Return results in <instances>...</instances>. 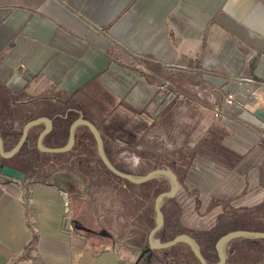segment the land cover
<instances>
[{
    "label": "crops",
    "instance_id": "0c3cea01",
    "mask_svg": "<svg viewBox=\"0 0 264 264\" xmlns=\"http://www.w3.org/2000/svg\"><path fill=\"white\" fill-rule=\"evenodd\" d=\"M163 86L174 98L157 120H149L142 109ZM228 102L231 112L214 118L216 107ZM18 109L26 110V117ZM260 110L264 0H0L3 148L10 144L12 149L23 125L38 118L51 123L40 143L45 149L63 148L74 120L95 129L99 121L96 130L110 165L114 158L139 164L132 153L153 141L155 163L185 160L188 166L178 171L187 183L184 190L195 187L205 196L194 205L177 204L181 234L196 245L190 229L208 232L221 208L234 210L246 201L254 205L264 194V122L254 115ZM44 128L42 121L30 128L27 143L10 158L26 162L25 171L7 166L23 179L0 175V264H133L155 225L150 212L155 216L156 196L151 210L141 191L147 182L133 185L140 189L133 194L125 184L118 186L129 194L124 198L129 212L106 209L109 193L102 190L100 165L82 164L77 156L84 130L74 129L69 152L48 154L35 148ZM248 193L254 197L245 200ZM160 208L162 216L169 211L164 201ZM156 233L152 238L164 243ZM235 241L255 240L226 243L224 264L236 251L243 252L244 264L254 252L264 258V247L233 246ZM177 245L184 244L154 252L158 259L148 264H177L170 252ZM200 254L205 264L216 258L208 250Z\"/></svg>",
    "mask_w": 264,
    "mask_h": 264
},
{
    "label": "rangeland",
    "instance_id": "374dc122",
    "mask_svg": "<svg viewBox=\"0 0 264 264\" xmlns=\"http://www.w3.org/2000/svg\"><path fill=\"white\" fill-rule=\"evenodd\" d=\"M16 113L23 117H26V114L24 113V111L26 112V110L24 109H18L15 110ZM10 112V110H9ZM4 114V117H7V111ZM24 117V118H25ZM26 120V118H25ZM95 121V120H94ZM136 121H133L131 125L135 124ZM98 123L96 121L97 124V128L98 129ZM101 123H99L100 126ZM137 124V122H136ZM136 128H133L131 126V128L133 129H137L139 127V125H135ZM79 130H84L83 131V135L85 137H79L77 144H76V149L78 147V151L79 154L82 156V164L84 163H96V165H100V162L98 161L96 152L94 150V141H93V137L91 136L90 132L88 131L87 128L85 127H79ZM8 133V132H7ZM86 140V141H85ZM83 145V146H82ZM88 146V148L90 147L89 152H85V147L84 146ZM135 145V144H133ZM144 149L143 151H141V153H132L131 157H134L135 160H139V164L133 165V164H124V162L121 159H115L113 160L112 165L113 167H115L116 169H118L119 171L127 174V175H131L133 177H142L144 176L145 173L152 171V170H158V169H164L169 171L172 176H174L178 182V189H177V193L174 196V198L167 200L164 199V209L166 207V209H168L169 211H172L175 213L170 216L171 218L169 219L170 222H174V224L177 225L178 228H180L181 230L185 231L184 229H182L181 224L179 223V221H177V219H179V215H180V208L177 206V204L179 203H193V205L197 202V201H204L205 200V196L198 194V192H200L197 188L195 187H191V189L189 191L184 190L185 186H186V180L183 178L178 177V175L181 173V171H183V169H186V167L188 166V163L184 160L181 163H175V164H170V163H166V162H162V163H155V160L157 161V159L155 158L156 154V149L158 148L157 144L154 143L153 141H149V142H145L143 145ZM157 147V148H156ZM11 148V145H5L3 148V152L7 153L9 151V149ZM88 150V149H87ZM114 157H116V154H114ZM189 155L185 158L188 159ZM14 159V158H13ZM19 160V158H17ZM162 159H166L164 156L162 157ZM16 159L14 160H10V161H4L0 159V165L1 166H15V167H19L20 169L23 168V171L27 170L26 167V162L21 159V162H15ZM78 161V159H77ZM146 161H153V163L155 164H150V163H146ZM63 163V160L61 161ZM168 162V161H167ZM22 167H21V165ZM25 167V168H24ZM100 168L102 170V172L104 173L105 177L101 178L100 180H102L101 185H102V190L108 191L109 195H107L105 197V208L106 209H110L112 211L115 212V210H117V212H129L130 210V205L128 203L124 202V198L129 195V194H124L123 192H121L123 189L119 188L118 186H121V184H125V188L128 191V193H135L137 190L140 191L139 188H135L132 184H127L123 181H121L120 179H117L113 176H111L110 174L107 173V171L103 168L102 165H100ZM15 170V169H14ZM180 171V173L178 172ZM77 172L80 173V175H86V171L83 170H78ZM174 174V175H173ZM108 177V180L106 179ZM111 177V178H110ZM113 182H115L116 185V189L113 187ZM181 187V188H180ZM119 188V189H118ZM170 188V184L168 182L167 179L163 178V177H155L154 179L150 180V182H148V184H145L143 186V188H141V191L144 195H148L149 198V208L151 209V205H152V201L154 199V197L159 193V191H163L166 192L168 191ZM178 191H181L182 193L180 195H178ZM251 192V191H250ZM249 192V193H250ZM260 191H257V195H255V198H257L260 194ZM137 193V192H136ZM244 193V192H243ZM248 193V197L247 194L246 196H244L245 200H248L249 198L252 199L251 194ZM263 193V191H262ZM66 195V193H65ZM244 194H240L239 198L242 197ZM67 196V195H66ZM252 196V197H251ZM262 196V198L260 197ZM260 201L256 202L257 204L251 205L249 204V202H244L243 205L235 207L234 210H232L231 208H221L219 210V214L216 217V225L214 226H225L223 229H225L227 226H229V223L232 225L235 224V226H237V228L234 227V229H239L240 227H243L245 231H253L256 232V230H261L258 231L259 233H263L264 234V194L260 195ZM258 197V198H259ZM213 199V198H212ZM183 200V201H182ZM134 205V204H133ZM168 205H172L171 207H169ZM179 208V209H178ZM152 210V209H151ZM213 211L212 214L214 215V213H216L217 211L215 210H210ZM150 217L152 218V221H150L151 224H153V222L155 221V216H153V213L150 212ZM229 219V220H228ZM213 229V228H212ZM234 229H225L224 232L226 231L227 234L228 233H232V231H244V230H234ZM187 232V231H186ZM189 234H191V236H193L196 239L197 245L200 248V251L205 252L201 246L199 245L200 241H202V239L200 238V236H198V234H205L202 232H197L194 229L193 230H189L188 231ZM171 235V234H170ZM225 235V234H224ZM173 236V235H172ZM156 239V238H155ZM241 240H245V239H241ZM156 241L158 242V240L156 239ZM247 241H235L232 242V245L235 246L236 245H246L247 243H251V247L254 246V248H263L264 247V243L260 242V240H255L247 242ZM211 252H214L212 250H208ZM170 252H173L172 255L174 257L175 260H178L179 262L177 264H196V261L194 259V257L192 256V254L187 250V248L184 245H177L175 248H173ZM243 252L241 251H236L234 256H229L228 258V264H244L246 261L245 259L243 260V256L241 255ZM213 256V255H212ZM248 258H251L250 261H248V264H263L264 258H260L258 256L257 253H253V256H250ZM158 259V258H157ZM212 264H216V258H212L210 261Z\"/></svg>",
    "mask_w": 264,
    "mask_h": 264
},
{
    "label": "water",
    "instance_id": "95a60500",
    "mask_svg": "<svg viewBox=\"0 0 264 264\" xmlns=\"http://www.w3.org/2000/svg\"><path fill=\"white\" fill-rule=\"evenodd\" d=\"M174 98V93L172 89H169L166 86H163L153 98L147 102L146 106L142 109V114L147 117L149 120H157V117L160 115V113L170 104L171 100ZM255 116H257L261 121L264 122V110H260V112L254 113ZM40 121L45 122V128L39 132L37 135V140L35 144L36 150L39 152H44L48 154H54V153H67L69 152V149L71 148L74 136L73 131L77 127H85L90 132L91 136L93 137L94 146L96 150L97 158L100 162V164L104 167V169L113 177L120 179L123 182L130 183L132 185H142L155 177H163L168 180L170 184V188L166 192H161L159 195H157L153 201V210L155 213V225L154 227L148 232L147 234V244L144 249H142L139 252L138 257L134 261L133 264H140L144 258H146L147 255V264L149 262V259H157L154 252L161 251L165 249H169L176 245V243H183L187 248L188 251L192 254L197 264H205L204 259L202 258L200 251H198L197 245L193 242L192 238L189 236H186L184 234L176 235L175 238H173L171 241H168L166 243L159 244L154 238V234L160 230V228L163 225V216L161 212V205L164 199H172L177 193L178 189V182L172 174L164 169H158V170H152L144 174L142 177H133L131 175H127L112 165L108 163L104 156V152L102 150V138L95 129V127L85 120H74L69 126L67 130V144L63 148H54V149H45L41 147V140L43 136L50 130L51 123L43 118H38L36 120L28 121L23 125V128L21 130L19 140L15 144V146L9 150V152L4 153L3 152V142L2 138H0V158L3 160H10L13 156L17 154L19 149L22 147V145L26 142V133L27 131L38 125ZM0 175L6 177V178H12L14 180H22L23 175L19 173L18 171L8 168L6 166H0ZM235 239H245V240H261L264 241V234L259 232H253V231H235L232 233L225 234L221 236L213 245V250L216 255V264H224L225 263V253L223 250V247L226 243L233 241Z\"/></svg>",
    "mask_w": 264,
    "mask_h": 264
},
{
    "label": "trees",
    "instance_id": "16d2710c",
    "mask_svg": "<svg viewBox=\"0 0 264 264\" xmlns=\"http://www.w3.org/2000/svg\"><path fill=\"white\" fill-rule=\"evenodd\" d=\"M146 184H148V182ZM161 192H163V191H159V193H161ZM159 193L157 195H159ZM167 200H170V199H167ZM172 213L175 214L173 211H172ZM172 213H171V211H168V212L163 213V225L160 228V230H158L157 233H156V236L159 237L160 242L162 241V242L166 243L168 241H171L173 238H175L176 235L181 234L183 232V230H181L180 228H178L177 225L174 224V222L173 223L170 222L169 219L171 218L170 216L172 215ZM224 227L225 226H220V227L217 226V227L211 229L210 231L205 232V234H198V236H200V238L202 239V241H200L199 245L201 246V248L204 251L205 250H212V251H214L213 250L214 243L221 236H223L224 234H227L226 231L224 232L225 229L228 230L229 228L230 229H234V227L237 228V226H235V224L234 225L233 224L232 225L230 224L225 229H223ZM234 230H244V228L243 227H240L239 229H234ZM258 231H261V230H256V232H258ZM232 232H234V231H232ZM260 242H263L264 243V241H261V240H260Z\"/></svg>",
    "mask_w": 264,
    "mask_h": 264
},
{
    "label": "built area",
    "instance_id": "2783aa9c",
    "mask_svg": "<svg viewBox=\"0 0 264 264\" xmlns=\"http://www.w3.org/2000/svg\"><path fill=\"white\" fill-rule=\"evenodd\" d=\"M231 104L232 103L228 102L225 105L216 107V109L213 111V117L216 118V117H218L222 113L231 112V110H229V109H231ZM239 110H240V108L237 107L236 110H235L236 113ZM236 113H234V114H236ZM61 195L66 200V197L67 196L64 193H61ZM62 211H63L64 224L66 225L67 229L70 231L71 230V225H69L70 224L69 223L70 222V219H69V213H68L67 208H66V203H63V209H62Z\"/></svg>",
    "mask_w": 264,
    "mask_h": 264
},
{
    "label": "flooded vegetation",
    "instance_id": "af4514ba",
    "mask_svg": "<svg viewBox=\"0 0 264 264\" xmlns=\"http://www.w3.org/2000/svg\"><path fill=\"white\" fill-rule=\"evenodd\" d=\"M60 129H61V128H59V129H57V130H53V133H51L52 137L55 136L56 134H59L60 131H61ZM48 132H49V131H48ZM48 132H47V133H48ZM67 138H68V137H67ZM67 138H66V139H67ZM75 140H76V137H74L73 144L75 143ZM26 143H27V141H26ZM66 144H67V142H66ZM73 144H72V145H73ZM16 155H18V152H17Z\"/></svg>",
    "mask_w": 264,
    "mask_h": 264
}]
</instances>
